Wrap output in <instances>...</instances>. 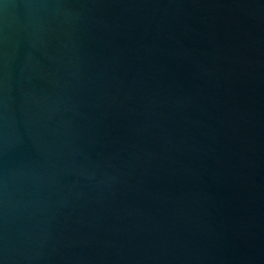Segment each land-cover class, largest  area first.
<instances>
[{
	"label": "water",
	"instance_id": "1",
	"mask_svg": "<svg viewBox=\"0 0 264 264\" xmlns=\"http://www.w3.org/2000/svg\"><path fill=\"white\" fill-rule=\"evenodd\" d=\"M0 264H264V0H0Z\"/></svg>",
	"mask_w": 264,
	"mask_h": 264
}]
</instances>
